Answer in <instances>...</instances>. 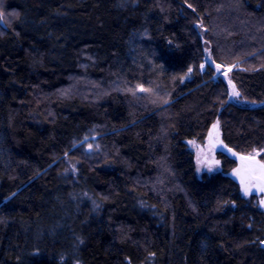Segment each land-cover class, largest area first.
Returning a JSON list of instances; mask_svg holds the SVG:
<instances>
[{"label":"trees","instance_id":"obj_1","mask_svg":"<svg viewBox=\"0 0 264 264\" xmlns=\"http://www.w3.org/2000/svg\"><path fill=\"white\" fill-rule=\"evenodd\" d=\"M0 11V264H264V213L229 176L235 160L218 153L198 179L186 144L217 121L227 148L264 149V0ZM236 64L252 106L215 75ZM76 77L101 97L60 96Z\"/></svg>","mask_w":264,"mask_h":264},{"label":"rangeland","instance_id":"obj_2","mask_svg":"<svg viewBox=\"0 0 264 264\" xmlns=\"http://www.w3.org/2000/svg\"><path fill=\"white\" fill-rule=\"evenodd\" d=\"M0 13L3 14V19H0V27H5L6 22H7V16H4V13L0 11ZM10 17V15H9ZM205 62L210 63V59L209 57H206ZM239 64L233 65L230 68L224 69L222 70L221 68H219V70L217 69V67H215V75L217 76H222L224 78L225 81H229L228 75L229 73L232 71V69L234 68H238ZM228 69H231L230 71H228ZM233 85V84H232ZM114 89V87H113ZM235 91H237L236 87H235ZM101 92L102 90H99L98 86L95 85L92 81L88 80V79H84L83 77H76V78H71L69 80V86L65 89L62 90L59 95L62 97H66V96H79L83 99L86 100H91L94 101L96 100L98 97H101ZM233 88L229 85V99L239 105L242 106H252L253 104L246 101L241 94L239 93V95H233ZM217 124V129L213 130V125ZM209 131L207 132V135L205 137V139L202 142H197L194 140H190L187 141V147L189 148V150L193 153L194 156V164H195V174L196 177L198 179H200L203 175H207L210 176L212 174L217 173L218 171H220V166L221 163L217 158V154L218 153H223L225 154L227 157L232 158L233 160H235L236 162V166L233 168L236 169L238 167H240V160L238 159V156L240 155H249V154H253L255 155V159L257 161H260L261 163H264V149H259V150H253L249 153H237L233 150L229 151V148H227L222 140H221V133H220V127H219V123L216 121L214 123ZM212 131L213 132V141L210 143L209 141V132ZM218 134V140L215 139L216 135ZM233 153H236L237 155H233ZM198 156H199V160L200 163H197L198 160ZM218 162V163H217ZM209 167H211V171H209ZM233 170L229 173V176L236 180H239V177L233 174ZM65 174L67 176H70L71 178H74L76 175V163L66 160V171ZM240 190H241V185H239ZM242 195L245 198H249L251 196H254L256 198L257 201V206L259 207V209L264 213V207L260 206V200L264 199V192H260L259 190H257L256 187H253L250 191L249 195H244L243 191L241 190ZM83 198L87 199V201H90L91 205H95L94 202L88 197L83 195ZM262 246L264 247V244H262Z\"/></svg>","mask_w":264,"mask_h":264},{"label":"snow or ice","instance_id":"obj_3","mask_svg":"<svg viewBox=\"0 0 264 264\" xmlns=\"http://www.w3.org/2000/svg\"><path fill=\"white\" fill-rule=\"evenodd\" d=\"M189 8L192 7V5H188ZM194 10V9H193ZM0 19H3V14L0 13ZM201 68L204 67V65L200 66ZM217 69L219 70L220 65H216ZM231 69H228L230 71ZM192 69L189 68V72H191ZM229 85L233 88V95H239L238 92L235 91V86L231 84V81H229ZM139 90L141 91H151L150 89H144L142 86H137ZM213 130L217 129V124H214ZM213 132H209V141L210 143L213 141ZM215 139L218 140V134L216 135ZM91 147V146H89ZM231 151V149H229ZM233 155H237L236 153H233ZM238 159L240 160L241 164L240 167L233 170V174L238 176L240 179L241 184V190L243 191L244 195H249L250 191L253 187H256L257 190L260 192H264V163H261L260 161H257L255 159V155L249 154L247 156L240 155L238 156ZM197 163H200L199 156ZM218 163V162H217ZM209 171H211V167H209ZM14 195V194H13ZM260 206L264 207V199L260 200ZM262 244H264V241H261Z\"/></svg>","mask_w":264,"mask_h":264},{"label":"water","instance_id":"obj_4","mask_svg":"<svg viewBox=\"0 0 264 264\" xmlns=\"http://www.w3.org/2000/svg\"><path fill=\"white\" fill-rule=\"evenodd\" d=\"M235 182H236L238 185H241L239 180H236Z\"/></svg>","mask_w":264,"mask_h":264}]
</instances>
